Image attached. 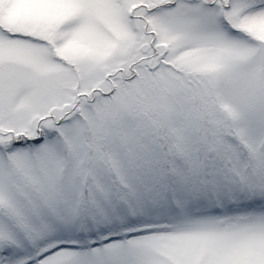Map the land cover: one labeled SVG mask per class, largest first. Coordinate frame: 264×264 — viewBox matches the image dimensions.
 <instances>
[{
  "label": "snow or ice",
  "instance_id": "snow-or-ice-1",
  "mask_svg": "<svg viewBox=\"0 0 264 264\" xmlns=\"http://www.w3.org/2000/svg\"><path fill=\"white\" fill-rule=\"evenodd\" d=\"M0 264H264V0H0Z\"/></svg>",
  "mask_w": 264,
  "mask_h": 264
}]
</instances>
